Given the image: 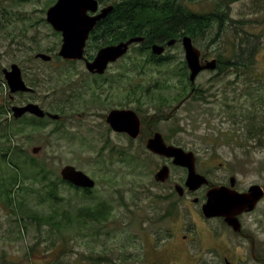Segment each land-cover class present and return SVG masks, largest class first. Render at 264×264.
I'll return each instance as SVG.
<instances>
[{
	"label": "rangeland",
	"instance_id": "rangeland-1",
	"mask_svg": "<svg viewBox=\"0 0 264 264\" xmlns=\"http://www.w3.org/2000/svg\"><path fill=\"white\" fill-rule=\"evenodd\" d=\"M52 1L0 0V108H4L5 104L9 108L15 102L32 99L49 111L58 112L62 97L71 94L68 104L72 111L65 114L61 121L55 122L45 117L41 126L27 127L23 133L15 136L17 144L24 151L22 154L26 155L16 154L13 157L20 164L24 163L21 159L31 162V156L36 157L52 177H61V168L73 164L94 178L96 186L90 194H85L60 183L62 199L52 200L45 186L46 181L38 173L37 167L33 171L27 168L26 176L23 174L19 183L24 187L18 193L16 191V197L20 200L17 209L0 199V264H213L200 242L187 248L180 241L181 234L178 235V232L169 240L171 237H167V227L172 219L159 221L168 203L163 196L172 190L173 182L183 175L182 170L175 169L171 181L156 184L154 173L160 165V158L152 159L146 152L139 154L135 153L136 150L131 151V139L106 133V122L101 117L107 108L124 103L123 94L130 78L131 104L143 105L144 109L149 108L144 104L150 98H161L156 94H176V84L182 78V45H173L168 50V56L173 58L164 64H147L144 70L131 65L134 67L131 75L111 72L97 78L88 73L82 63L66 64L58 59L62 37L46 20ZM218 2L236 20V28L234 24H226L230 30L228 40L234 39L231 30L235 28L236 32L241 31L245 38L254 41L257 51L252 72L256 77L263 74L264 0H200L199 7L203 12H212ZM196 5L192 3L190 7L195 9ZM215 30L209 29V38L216 35ZM225 40L223 36L218 41L219 45L215 42L211 46L204 38L199 39L204 52L210 50L216 54L223 49L228 58L231 51H228L230 45ZM38 52L52 55V62L35 58ZM134 54L135 50H132L131 62ZM12 63L20 65L25 81L35 88L30 94H14V100L11 99L7 82H4L3 73V68H10ZM248 77L253 79L249 74ZM234 78V74L216 77L214 73L199 78L200 83L214 84L212 92H216V96L205 103L210 104L209 109L214 114L209 115L211 118L182 120V111L177 110L168 119L150 121L146 125L154 130L169 132L174 140L198 152L201 158L212 154L217 160L230 157L234 164L238 161L241 166L246 165L248 170L241 173L242 181L250 183L259 180L264 184V165L261 174L250 171L264 163V138L260 139L261 142L257 138H249V129L256 125L260 116H264V101L261 99H264V87L258 92L253 91L254 94L249 93L248 88L246 91L241 89L245 86L228 89L229 97L241 93V98L236 101L237 116L228 118L227 112L226 116L225 113L220 116L223 90L218 87ZM251 82L255 87L262 84V81L260 84ZM97 84H104L103 94L101 90L98 92L102 94L101 98H105L110 84L124 87V93L120 92L113 102L104 100L103 106H87L90 98V101L99 98L94 95ZM170 104V108L174 109L176 101ZM196 104L201 108L208 107L202 102ZM230 104L236 105L233 99ZM6 117L14 119L12 113L0 118V181L2 176L12 179L16 174L15 167L4 162L8 160L7 157L1 156L2 151L6 152L4 145H8V138L1 135V122ZM23 119L21 121H25ZM262 119L264 121V117ZM179 126L182 132L175 136ZM35 146H41L38 154L32 153ZM101 203H105L103 205L107 207L104 208L109 212L96 220L91 216V210ZM179 206L181 218L176 224L180 226L183 219L195 222L203 230L201 238L204 244H209L205 224L200 218L203 217L201 210V216L194 210H188L184 200L179 201ZM51 212L58 217L57 220L61 218L52 226L30 217L34 213Z\"/></svg>",
	"mask_w": 264,
	"mask_h": 264
},
{
	"label": "flooded vegetation",
	"instance_id": "flooded-vegetation-1",
	"mask_svg": "<svg viewBox=\"0 0 264 264\" xmlns=\"http://www.w3.org/2000/svg\"><path fill=\"white\" fill-rule=\"evenodd\" d=\"M199 1L200 0H195V2H193L195 3V5L197 4L195 9H193L196 16L204 14L209 17L211 12H203L202 9L199 7ZM149 6L150 5L132 4L131 0H99L98 11L89 12V15H99L103 12L105 8H112L106 14L105 17L97 21L95 27L90 31L89 38L87 40L84 50L85 59L65 60L62 58V61L66 64H75L76 62H79L86 66V61H92L98 50L102 47L128 41L129 39H131V14H136L138 17H140L144 14V11L147 12V10H149ZM134 10H136V12H133ZM211 28L212 27H210V29ZM208 31L209 30H207V32ZM58 33L62 37V34L60 32ZM182 37L183 36H181L180 38H171L176 39L175 43L171 46L168 45V41L171 39L165 40L163 42H158L165 46L164 55H157L153 53V44H145V39L142 42L130 44L128 52L118 58L115 62H110L104 74H90L96 76L97 78H102L104 75L111 72L119 75H131V70H133L134 67L144 70L147 64H164V62H168L170 59L173 58V56H168V50L173 45L180 44L182 45L181 47H183ZM243 37L244 36L242 34H239L237 39L238 42L240 41L241 48L245 47V44L242 41ZM199 39H201V37L193 38V44L197 49L200 50L201 63L206 64L208 61L215 59L217 61V67L215 69L206 68L201 70L198 73L195 82H191L190 69L188 67V63L185 58V51L183 48L184 57L181 59L180 66L182 78L180 82L176 84L178 86V92L176 94H166L164 92H162V94H156L155 96L161 95V98H150L149 102L144 104L148 105L149 108L144 109L143 105H135L134 102L131 104L130 78V82L125 88V93L124 87L120 88L118 85L115 86L114 84H110L109 88L107 89L105 98H101V95L105 90L104 84H97L96 92L94 93V95H97L99 98L93 101H90V98L86 103L87 106L91 107H94L93 105H96L97 107H99L100 105L103 106L104 100H111L113 102L114 98L118 97L120 92H122V94L124 93V103L114 104V107L106 109V113H101L102 119H104V121L106 122L105 132L114 136H123L131 139V151L136 150L135 153L140 154L146 152L152 159H154L155 157L160 158V165L158 164V167L155 170L154 178L156 173L163 166L169 168V176L168 178H166L165 181H159L155 179L156 184H164L168 181H171L174 170H182L183 175L180 177V179L173 182L172 190L169 193H165L163 196L165 200H168V203L166 207H164L163 213L159 217L160 222L172 219L171 225L167 227V230L169 231L167 237H171L169 240L173 239V237L176 236V233L178 232V235L181 234L180 241L187 248L191 244H196L197 242H200L202 250L208 251L209 255L211 256L210 262L213 264H264V208L262 207L264 197L255 205L254 209L252 210L247 209L243 211H238L239 209H237L236 211L232 212L230 214V218L234 220V224L229 223L226 219V216L224 215H214L207 218L202 213L203 217L200 218L205 224L206 231L209 237V244L207 245L204 244L203 239L201 238V235H203V230L199 229L196 226L195 222L183 219V222L180 226L176 224V222L181 218V216L179 215V201L181 202V200H184L186 202L188 210H194L198 213V215L201 216L200 210L202 212V206L207 201V193L210 190H214L221 187L222 190L226 192L236 191L239 193H245L249 191L252 185H261L264 189V184L259 180H255L250 183L241 180V177L243 176L241 173H245L248 170L246 168V165L243 164L241 166L240 164H238V161L236 162V164H234L230 157H223L221 158V160H217L215 159V154L201 158L198 152L187 148L180 141L174 140L173 135L169 132L167 133L165 131H159L158 129L154 130L151 126L147 127L146 125L150 121H163L165 119H168L169 116L173 114V111L177 110L182 111L180 114L182 120L193 119L194 121L196 118H198V120H207L211 118L209 115L214 114L211 109H209L210 104L205 103H208L216 96V92H212L214 91V84L213 82H210V84H203L198 81L202 75L207 73H214L216 74V77L228 74L235 75L234 79L224 82L221 87H218L222 88L223 90V110L222 112H220L219 115L221 116L223 113H225L224 115L226 116L227 112L228 115L226 117L228 118L237 116L236 111L238 103L236 101L239 97L241 98V93H236L233 96L229 97L227 95L228 89H239V86H245L246 88L241 87V89L246 91L248 88L247 91H249V93L251 94H254L253 91L258 92L260 91L261 87H264V73H260V75L256 73L258 75L256 77L254 76L255 74L252 72V67L250 69H247L246 66H240L238 68L231 65L232 60L229 59L232 54L231 45L230 50H228L231 51V54L229 55L228 59L225 60L219 55V51L216 54H214L210 50L204 52L200 45ZM204 40H207L208 45H214V43L210 42L209 34H207V37H205ZM137 49L142 50L143 54H138ZM132 50H135V54L132 57L133 62H131ZM57 55L59 56V51ZM245 63L243 64L245 65ZM131 65L134 67H132ZM248 74L251 75L253 79L249 78ZM240 81L241 84L239 83ZM251 81H256L257 83L259 82V84L260 81H262V84L255 87L252 86L255 84ZM106 84L108 83H105V85ZM151 85L153 84H149V86ZM167 85L168 84L162 86ZM100 90L102 91V94L98 93ZM33 92L20 91L16 94L23 95L30 94ZM14 98L15 96L11 95V99L14 100ZM232 99L236 104L235 106H232V104H230ZM262 100L264 101V99ZM173 101H176V105L174 106V109H171L170 107L172 104L170 103ZM29 102L35 101L32 99H24L20 103L15 102L11 104V107H7V114L12 113L14 119H16L12 109L13 106L24 105ZM201 102L202 104H204L205 107H208L205 109L201 108L198 104H196ZM135 103H137V101ZM70 107L71 106L67 103L66 109H64L63 114L57 110L61 114V120L62 118H64L65 114L72 111V108L70 109ZM113 109H132L137 113L141 121V131L138 137L134 138L127 133L116 131L111 127V125L107 121V115ZM24 116L32 117L34 115H32L31 113H26L21 117ZM204 116H206L207 118H204ZM45 117L50 118L49 116ZM262 117L264 116H260L255 126H258L259 128H262L264 130V121ZM245 119H247L246 115ZM180 129L182 128L179 126V129L177 130L175 136L179 135L182 132ZM158 132L162 134L166 144L175 145L177 147H182L186 151L194 152L196 172L204 175L207 178V183L202 184L201 186L195 189H191L189 186L186 185V180L189 173L187 166L176 164L174 163L173 157L154 153L147 148L148 140L153 137L155 133ZM263 165L264 163H261L260 165H258V168L250 171H254V173L257 175L261 174ZM177 187H181V191H179V188L177 189Z\"/></svg>",
	"mask_w": 264,
	"mask_h": 264
},
{
	"label": "water",
	"instance_id": "water-1",
	"mask_svg": "<svg viewBox=\"0 0 264 264\" xmlns=\"http://www.w3.org/2000/svg\"><path fill=\"white\" fill-rule=\"evenodd\" d=\"M112 7H107L99 15H89V12H96L99 9V0H56L47 9L46 20L52 27L62 34V44L59 55L67 60L85 59L84 50L89 38L90 31L95 27L97 21L106 16ZM144 37L134 36L126 42L116 45H108L98 50L93 61H86V68L92 73H105L110 62L116 61L119 57L127 53L130 44L142 42ZM176 39L168 41V45L174 44ZM186 60L191 71L190 80L195 82L198 73L206 68L215 69L217 61L215 59L202 64L200 61V50L192 41V37L185 35L182 38ZM165 51V46L159 43L152 45V52L161 55ZM36 58L43 61H50L52 56L45 52L35 54ZM5 80L12 94L17 92H33L35 89L28 85L23 77V71L19 64L12 63L10 68L3 69ZM14 116L19 118L26 113H31L43 118L46 115L52 119H59L60 114L46 111L37 102H29L24 105L13 106ZM107 121L111 127L119 132H126L132 137H138L141 130V121L134 110L113 109L107 115ZM147 148L154 153L174 158V163L187 166L189 173L186 185L195 189L207 183V178L196 172L195 155L193 151H186L182 147L168 145L165 143L160 132L155 133L147 142ZM41 146L32 149L34 154L39 153ZM62 178L76 186L83 188H93L96 181L86 172L78 169L72 164H66L61 168ZM169 176V168L163 166L155 175V179L165 181ZM179 188V189H178ZM181 187H177L179 191ZM208 199L202 206V213L209 218L214 215H224L229 223L234 224L230 214L238 211L252 210L255 205L264 197V189L261 185H252L245 193L224 191L221 187L210 190Z\"/></svg>",
	"mask_w": 264,
	"mask_h": 264
},
{
	"label": "trees",
	"instance_id": "trees-1",
	"mask_svg": "<svg viewBox=\"0 0 264 264\" xmlns=\"http://www.w3.org/2000/svg\"><path fill=\"white\" fill-rule=\"evenodd\" d=\"M56 0H53L54 3ZM195 2V0H131L132 4H143V5H150L149 10L144 11L143 15L138 17L136 14H131V37L133 36H144L145 37V44H155L158 42H163L165 40L171 38H180L184 35H190L192 38H205L207 37V30L210 27L216 29V35L213 38H210L212 43L220 41V39L225 36L224 42H229L231 45L232 54L229 58L232 60L231 65L235 67L246 66L247 69H250L254 63V56L257 51L254 41H252L249 37H243L242 41L245 44L244 48L240 47V41L237 43V39L239 34H242L241 31L236 32V20L229 16L226 8L221 2L216 3L214 11H212L209 15H200L196 16L193 9L190 7V4ZM132 12V10H131ZM133 12H136L134 10ZM234 24V30H231V33L234 36V39L228 40V30L227 25ZM222 36V37H220ZM219 45L218 43H216ZM220 50V47H219ZM138 54H143L142 50L137 49ZM219 55L227 60L225 56V52L220 50ZM60 59V58H58ZM61 60V59H60ZM152 62V61H151ZM246 62V63H245ZM245 63V65L243 64ZM6 83V81H4ZM63 82V80H62ZM250 82V81H249ZM70 94L62 97V105L58 108L60 113H64V109H66V105L69 102ZM263 99V98H262ZM9 103V102H8ZM8 104H5L4 108H0V118L2 115H7ZM25 121L16 120V119H8L1 122V129H2V136L8 138V145L5 146L6 152L2 151L1 156L4 158L5 163L11 164L15 167V176L12 179H8L7 177L2 176V180L0 181V199L10 205L11 208H16L20 204V200L16 197V191L20 190L23 186H20L22 175L26 176V169L28 168L30 171L35 170L37 167L38 173L42 174L44 178L45 186L48 187V195L49 198L52 200L59 201L62 199V196L59 193V184H67L70 187L76 190H82L81 188L64 181L60 176L52 177L48 170L39 163L36 157L31 156V162L27 159H21L24 161L23 164H20L18 160H16L13 156L16 154H22L24 151L23 149L17 144L15 140V136L18 133H23L27 127H39L41 126V122L43 119L32 116V117H24ZM23 122V123H22ZM249 138H264V130L259 128L258 126H253L249 129ZM2 148V150H4ZM26 155V154H22ZM30 157V156H29ZM23 177V178H24ZM92 189H83L82 192L85 194H90ZM105 203L98 204V206L91 210V216L96 220H100L105 217L107 211L103 205ZM14 206V207H13ZM93 209V208H92ZM81 214L83 215L82 210H80ZM31 218L38 221H45L49 225H53L57 220L58 217L53 214L52 212L49 214H37L34 213L30 215ZM62 217V216H60ZM68 216L62 217L67 218Z\"/></svg>",
	"mask_w": 264,
	"mask_h": 264
}]
</instances>
